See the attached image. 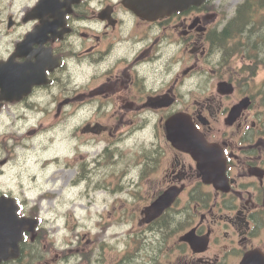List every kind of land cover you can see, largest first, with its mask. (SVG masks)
I'll return each mask as SVG.
<instances>
[{
  "label": "clouds",
  "instance_id": "obj_1",
  "mask_svg": "<svg viewBox=\"0 0 264 264\" xmlns=\"http://www.w3.org/2000/svg\"><path fill=\"white\" fill-rule=\"evenodd\" d=\"M40 2L31 0L27 7L34 8ZM53 3L57 17L64 18L66 29H71L63 38V52L67 55L57 57L55 45L45 47L40 42L37 47L36 40L25 38L32 24L17 25L4 37L8 52L15 51L20 56L21 45L31 50L23 55L27 61L24 64H17L13 56L9 63L0 61V65L16 79L33 71L29 62L38 65L47 83L43 86L30 82L28 90L11 107L0 102V196L12 197L7 205L13 218H17V204L36 209L34 220L45 235L42 241L28 246L38 264H118L123 259H128V264H159L166 243L164 233L156 228L137 231L123 210L134 213L138 195L159 187L157 178H151L149 184L144 176L145 169L152 167L150 156L156 151L160 117L151 107L135 109L133 116V109L122 107V103L142 95H163L171 87V98L177 106L183 101L190 111L194 102H200L199 115L207 127L197 131V125L188 117L189 129L198 141L211 147L224 129V116L216 98L205 101L203 96L211 84L212 69L223 62L224 50L204 43V61L198 60L195 69L185 73L188 65L184 41L179 36L170 37L168 29L152 24L147 26L148 33L140 36L145 25L139 24L131 11L110 8L108 16L115 17L112 23L116 27L106 33L98 18L105 7L102 0H79L88 11L75 19L64 11L71 9L73 0ZM20 8L18 0H4L0 18L11 15L16 20ZM253 27L252 23L245 25L241 36L256 44L255 84L259 86V73L264 72V48L258 38L264 36V26L256 31H252ZM105 33L113 37L108 44ZM146 50V55L137 60ZM38 52L42 57L50 54L51 61L58 63L40 65ZM3 59L7 60V55ZM249 63L244 52L232 70L237 72ZM125 65L129 66L130 76L126 88L104 90L103 102L72 99L94 83L114 80ZM57 66L58 79L49 77L48 69ZM63 100L69 102L61 105L59 117L54 120L58 101ZM209 113L211 120L205 119ZM235 120L241 124L240 134L246 135L247 123L240 115ZM97 124L101 131L94 134L93 126ZM86 125L90 129L87 132ZM105 149L112 153L110 159ZM182 215L174 217L171 228L176 227ZM81 236L91 240L92 245L82 247ZM134 236L139 244L129 257ZM22 238L28 241L27 236ZM65 251L68 254L61 256Z\"/></svg>",
  "mask_w": 264,
  "mask_h": 264
},
{
  "label": "flooded vegetation",
  "instance_id": "obj_2",
  "mask_svg": "<svg viewBox=\"0 0 264 264\" xmlns=\"http://www.w3.org/2000/svg\"><path fill=\"white\" fill-rule=\"evenodd\" d=\"M121 1L113 0V5H108L107 1L102 0L105 7L98 14V18L100 21L105 20L103 24L106 25V33L116 27L110 23L115 18L108 16L110 8L114 11H128ZM234 2L235 0L232 1ZM217 3L219 11H210L212 8L209 9L210 4L206 3L200 7L193 6L185 11L173 13L163 20L143 23L137 19L139 24L145 25L138 35L145 36L149 30L148 25L158 24L161 28L169 30L170 37L179 36L184 41L186 49L184 57L188 65L186 73L189 69H195L198 60L204 61L205 52L202 47L204 43L210 48H221L225 41L226 25L223 12H220L223 4L221 1ZM116 4L119 5L118 9L114 8ZM32 9L29 7L23 9V13L16 20H13L11 15L0 18V61L3 63L8 62L12 56H15L17 64L26 62L23 55H27L30 48L21 45L18 52L20 56H17L15 51L8 52L4 37L17 25L25 27L28 24L33 25L32 30L25 33V37L35 30L41 20L27 19ZM86 10L79 4L73 7V13L69 17L72 19L82 17ZM106 33L105 43L108 44L113 37ZM81 35L87 36L85 33ZM40 42H43L45 47L55 45L56 56L67 55L63 52V40L36 39L37 47L40 46ZM146 53L147 50L138 56L137 60L143 58ZM5 55L7 60L3 59ZM235 63L227 62L225 59L220 66L212 69L211 84L203 96L205 101L216 98L222 105L220 111L224 116V129L212 143L207 156L204 151L207 147H203V143L192 135L187 119L192 118L197 125V131L207 127L199 115V101L192 104L190 111L183 101L177 106L175 100L171 98L172 89L169 87L163 95L146 97L142 95L139 99L122 103V107L133 109L131 113L133 116L135 109L145 107H151L159 113L158 143L156 151L150 156L152 167L145 169L144 179L150 184L151 178L155 177L160 184L157 190L138 195L137 212L142 227L152 229L157 221L150 224L145 222L148 217L146 214L148 206L166 191H173L177 195L170 213L174 217L183 215L166 242V248L171 255L170 262L167 261L166 264H264V102L257 99L254 91L255 78L246 75L244 72L246 66L234 72L232 65ZM128 67L125 65L119 69V75L114 80L110 78L107 83H94L92 88L75 95L72 99H99L103 102L101 93L104 90L114 92L127 87L130 81ZM3 69L4 66H0L2 71L0 102L11 107L18 102L16 99L20 96L10 94L9 88L14 92L16 84L24 83L27 79L31 81V78L16 79L11 75V71L3 74ZM58 73L59 68H54L52 72H48V76L58 79ZM61 102L58 101V114ZM236 107H240V110H234ZM179 113L184 116L174 121L173 128L184 135L177 138L171 133L170 141L166 122ZM237 115H240L248 125L249 131L246 135L240 134L241 124L235 120ZM205 119L211 120V114H206ZM93 129L94 134H98L101 126L97 124ZM89 130L88 128L87 131ZM190 144L194 146L192 151L186 147ZM222 149H226V152L222 153ZM105 152L107 153L106 149ZM170 225L168 228H171ZM188 236L190 238L187 239ZM166 255L164 252L161 253L160 264H165ZM21 256L26 257L22 259ZM21 256L19 261L14 263L21 264L29 259V255L23 250Z\"/></svg>",
  "mask_w": 264,
  "mask_h": 264
},
{
  "label": "water",
  "instance_id": "obj_3",
  "mask_svg": "<svg viewBox=\"0 0 264 264\" xmlns=\"http://www.w3.org/2000/svg\"><path fill=\"white\" fill-rule=\"evenodd\" d=\"M205 0H174V4L176 7L178 8H181L182 7H186V6H190V5H196V4H200V3H203ZM37 80L32 79L31 82H35ZM2 225V226H1ZM7 227H12V223H5V221L0 217V230H2L3 232L1 233L0 232V239L2 238L1 235H3L5 232H4V229L6 230H10L12 228H7ZM12 233L15 235V231H9L5 234V238L7 239H11L12 238ZM17 243H18V240H15L13 241V249L15 250V254H17L18 252V246H17ZM1 249V247H0ZM2 251H4V249H1ZM1 254V253H0ZM5 255H9V256H5ZM1 258L3 259H7L9 257H14V256H11L10 254L8 253H4L2 255H0Z\"/></svg>",
  "mask_w": 264,
  "mask_h": 264
},
{
  "label": "trees",
  "instance_id": "obj_4",
  "mask_svg": "<svg viewBox=\"0 0 264 264\" xmlns=\"http://www.w3.org/2000/svg\"><path fill=\"white\" fill-rule=\"evenodd\" d=\"M248 4H249V6L251 5L248 10H245V9H247V5H245L240 10V11H242L240 13V16L242 19H246V18L249 19L250 17L251 18H257L258 17L257 19H264V0H255V7L254 8H258V9H252V4L250 1L248 2ZM244 10L247 12L246 16H245ZM227 33H228V31H227ZM166 226L167 225L165 224L162 227H166Z\"/></svg>",
  "mask_w": 264,
  "mask_h": 264
},
{
  "label": "rangeland",
  "instance_id": "obj_5",
  "mask_svg": "<svg viewBox=\"0 0 264 264\" xmlns=\"http://www.w3.org/2000/svg\"><path fill=\"white\" fill-rule=\"evenodd\" d=\"M56 118H58L57 116H55V117H53V119L55 120ZM72 175H73V173H72ZM145 180H147V179H145ZM146 187H147V185H146ZM83 241H85V242H88V240H83ZM63 254V252L62 253H60V255H62Z\"/></svg>",
  "mask_w": 264,
  "mask_h": 264
}]
</instances>
